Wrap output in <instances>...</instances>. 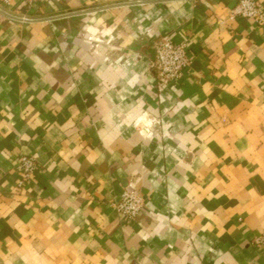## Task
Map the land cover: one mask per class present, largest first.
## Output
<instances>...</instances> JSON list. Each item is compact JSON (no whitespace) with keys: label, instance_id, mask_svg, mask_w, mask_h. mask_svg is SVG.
Returning <instances> with one entry per match:
<instances>
[{"label":"crops","instance_id":"0c3cea01","mask_svg":"<svg viewBox=\"0 0 264 264\" xmlns=\"http://www.w3.org/2000/svg\"><path fill=\"white\" fill-rule=\"evenodd\" d=\"M237 1L0 0V264H264V22ZM166 34L189 63L161 82Z\"/></svg>","mask_w":264,"mask_h":264},{"label":"built area","instance_id":"2783aa9c","mask_svg":"<svg viewBox=\"0 0 264 264\" xmlns=\"http://www.w3.org/2000/svg\"><path fill=\"white\" fill-rule=\"evenodd\" d=\"M24 1L28 5H32L39 0ZM231 12L232 16L249 18L259 24L264 22V10L260 7L258 0H238ZM153 47L155 55L151 64L155 68L159 80L170 82L178 79L182 75L184 67L189 63L186 44L175 42L166 34L160 36L154 42ZM33 169L32 157L20 156L17 163V170L20 173L18 185H21L29 177ZM113 206L120 214L134 218L144 206V196L136 189L125 188L119 200L113 202ZM254 243L264 250V231L255 238Z\"/></svg>","mask_w":264,"mask_h":264}]
</instances>
